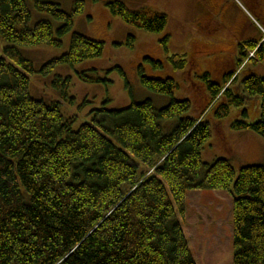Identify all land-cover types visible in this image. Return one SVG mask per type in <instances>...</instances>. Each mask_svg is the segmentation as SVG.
Instances as JSON below:
<instances>
[{"label": "trees", "instance_id": "16d2710c", "mask_svg": "<svg viewBox=\"0 0 264 264\" xmlns=\"http://www.w3.org/2000/svg\"><path fill=\"white\" fill-rule=\"evenodd\" d=\"M81 4L76 1L73 13ZM30 6L59 24L49 19L31 24ZM107 7L146 32L161 33L168 23L164 13L130 10L121 1ZM73 13L46 0H0V264H197L177 215H184L188 191L204 189L228 190L233 197V264H264V164L236 170L226 158L202 160L211 136L205 114L222 91L209 73L202 78L211 100L196 119L184 116L191 108L188 99L173 97L179 85L172 77H149L141 65V85L170 97L163 106L149 98L120 109L103 106L78 124L75 115L63 113L60 101L31 96L29 75L35 70L18 46L60 47ZM132 41L129 36L127 46ZM249 45L254 49L258 43ZM239 49L241 64L249 51ZM102 53V42L73 32L68 51L40 71L47 74L58 64L73 66ZM257 53H263L262 46ZM168 60L176 70L186 67L183 55ZM224 75L227 84L234 73ZM77 76L101 82L86 71ZM69 79L57 76L53 85L72 103ZM242 88L244 98L256 96L260 118L236 120L230 127L264 139V76H246ZM223 93L230 96L228 105H244L228 88ZM228 105L216 109L217 120L229 114Z\"/></svg>", "mask_w": 264, "mask_h": 264}, {"label": "rangeland", "instance_id": "374dc122", "mask_svg": "<svg viewBox=\"0 0 264 264\" xmlns=\"http://www.w3.org/2000/svg\"><path fill=\"white\" fill-rule=\"evenodd\" d=\"M46 1L59 4L63 11L71 14L77 0ZM113 1L123 2L130 10L146 8L164 13L168 23L161 33L129 26L110 13L107 4ZM81 3L80 11L73 13L71 31L63 37L60 47L18 46L35 70L29 75L32 97L47 102L60 101L63 113L75 115L78 124L89 120L91 110L103 106L120 109L131 101L145 98L151 99L156 107L163 106L170 97L153 93L141 85L138 76L141 65L149 77H172L179 85L173 97L188 99L191 108L184 116L196 119L211 100L202 78L204 73H209L210 80L215 81L222 91L213 108L205 114V119L211 124V136L203 146L202 160L211 163L217 158H226L236 170L247 165L264 164V139L254 134H235L230 127L236 120L253 123L260 118L259 107L254 99L256 96L246 94L244 98L242 87L246 76H264V58H261V54H264V10L250 5L247 0H223L215 18L221 27L215 31L201 27L199 10L204 5L203 0H81ZM30 9L31 24L40 19H49L55 26L59 24L48 14L40 13L32 6ZM239 16L247 20L246 28L237 26L236 19ZM73 32L102 42V55L73 66L58 64L49 73L42 74L40 69L46 62L68 51ZM129 36L133 37L132 47L127 46ZM164 37H167L165 46L162 43ZM237 37L244 41V50L251 51L253 48L249 43L259 42L263 53H257L251 61L247 60L239 66L240 51L235 43ZM1 43L0 56L3 48ZM173 55L185 56L184 70L172 67L168 58ZM145 57L161 61L162 68L153 67ZM221 57L233 58L228 69L236 71L227 84L224 82L225 75L220 71L223 70ZM80 71H86L89 76L101 79V82L80 80L77 76ZM57 76L70 78L67 94L73 97L74 102H65L67 100L62 98L61 91L54 87ZM226 88L232 95L242 97L244 105H228L230 96L223 93ZM224 104L228 105L229 114L217 120L215 111ZM243 110L247 111L246 117H243ZM224 139L228 145L224 144ZM232 200L228 190L188 191L184 215L177 216L197 264H233Z\"/></svg>", "mask_w": 264, "mask_h": 264}, {"label": "flooded vegetation", "instance_id": "af4514ba", "mask_svg": "<svg viewBox=\"0 0 264 264\" xmlns=\"http://www.w3.org/2000/svg\"><path fill=\"white\" fill-rule=\"evenodd\" d=\"M204 1V5L200 8L199 13L202 16V23H201V27L203 29L207 28V29H211V30H217L218 27H221V24L215 19L217 13L219 12V6L220 3L223 0H203ZM247 2H249L250 5H253L254 7H258L261 11L264 10V0H247ZM217 7V9H216ZM215 11V12H214ZM237 22V26L238 27H243L246 28L247 27V20L245 19V17L239 16L236 19ZM244 41H240V38L237 37L235 40V43L239 46L244 48ZM258 45H262L258 42ZM240 50V49H239ZM233 59V58H232ZM232 59H227L226 57H221L220 58V64L222 65L221 68L223 67V70L221 69V73L223 72V76L226 72H230L232 71L229 70L228 68H230L231 63L233 62ZM227 66V67H226ZM226 67V69H225ZM225 69V70H224Z\"/></svg>", "mask_w": 264, "mask_h": 264}, {"label": "crops", "instance_id": "0c3cea01", "mask_svg": "<svg viewBox=\"0 0 264 264\" xmlns=\"http://www.w3.org/2000/svg\"><path fill=\"white\" fill-rule=\"evenodd\" d=\"M257 75V74H256ZM257 102V104H258V101H256ZM258 107H259V104H258ZM245 133H247V134H253L252 132H249V131H240V132H235V134H245ZM255 135V134H254ZM255 137H256V135H255ZM258 138V137H257Z\"/></svg>", "mask_w": 264, "mask_h": 264}]
</instances>
